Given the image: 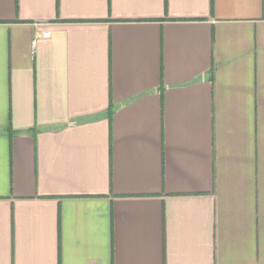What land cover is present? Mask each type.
Listing matches in <instances>:
<instances>
[{
  "label": "crops",
  "instance_id": "1",
  "mask_svg": "<svg viewBox=\"0 0 264 264\" xmlns=\"http://www.w3.org/2000/svg\"><path fill=\"white\" fill-rule=\"evenodd\" d=\"M0 264H264V0H0Z\"/></svg>",
  "mask_w": 264,
  "mask_h": 264
},
{
  "label": "built area",
  "instance_id": "2",
  "mask_svg": "<svg viewBox=\"0 0 264 264\" xmlns=\"http://www.w3.org/2000/svg\"><path fill=\"white\" fill-rule=\"evenodd\" d=\"M41 38H50V33H45L41 36Z\"/></svg>",
  "mask_w": 264,
  "mask_h": 264
}]
</instances>
